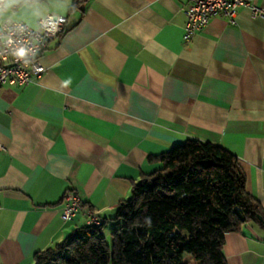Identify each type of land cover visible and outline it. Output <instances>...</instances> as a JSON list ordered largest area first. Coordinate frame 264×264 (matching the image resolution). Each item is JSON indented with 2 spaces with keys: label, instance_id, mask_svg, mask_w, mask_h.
Instances as JSON below:
<instances>
[{
  "label": "crops",
  "instance_id": "0c3cea01",
  "mask_svg": "<svg viewBox=\"0 0 264 264\" xmlns=\"http://www.w3.org/2000/svg\"><path fill=\"white\" fill-rule=\"evenodd\" d=\"M55 3L48 13L67 21L40 54L45 71L0 88V264H33L87 224L84 210L61 220L70 190L108 234L156 156L189 138L234 154L264 210V18L216 15L185 42L188 0ZM222 251L227 264H264V228L243 223Z\"/></svg>",
  "mask_w": 264,
  "mask_h": 264
},
{
  "label": "trees",
  "instance_id": "16d2710c",
  "mask_svg": "<svg viewBox=\"0 0 264 264\" xmlns=\"http://www.w3.org/2000/svg\"><path fill=\"white\" fill-rule=\"evenodd\" d=\"M156 159L160 166L117 203L108 234L106 219L87 223L35 252L33 264H227V232L248 221L264 228V210L224 147L189 138Z\"/></svg>",
  "mask_w": 264,
  "mask_h": 264
},
{
  "label": "built area",
  "instance_id": "2783aa9c",
  "mask_svg": "<svg viewBox=\"0 0 264 264\" xmlns=\"http://www.w3.org/2000/svg\"><path fill=\"white\" fill-rule=\"evenodd\" d=\"M241 8L250 10L251 15L255 18H264V6L253 0H188V6L184 10L186 21L182 32L183 40L185 42L190 41L213 16L221 14L227 17L229 22H234V18ZM53 14L48 13L49 18L44 25L46 31L34 34L35 38L42 42L39 44V51L35 60L30 65L25 66L23 62H16L10 55L0 56V88L4 85H28L43 74L45 66L40 61V54L48 46L49 40L64 30L67 21L66 16L56 15L57 30V26L52 25ZM17 35L22 37L20 43L27 39L19 31ZM62 201L60 218L63 222L71 220L78 212L84 210L88 224L102 223V218L90 208L85 207L81 197L76 192L67 191L63 195Z\"/></svg>",
  "mask_w": 264,
  "mask_h": 264
},
{
  "label": "clouds",
  "instance_id": "9594fccd",
  "mask_svg": "<svg viewBox=\"0 0 264 264\" xmlns=\"http://www.w3.org/2000/svg\"><path fill=\"white\" fill-rule=\"evenodd\" d=\"M50 0H0V56L10 55L16 62H23L25 66L30 65L39 51V41L35 33L46 31L44 25L48 20V3ZM62 11L67 12L71 7V0H60ZM57 6V0L55 8ZM53 14L52 25L58 24ZM62 22V20H61ZM27 29V30H26ZM23 33L27 39L23 43L19 41ZM69 81L64 82V86Z\"/></svg>",
  "mask_w": 264,
  "mask_h": 264
},
{
  "label": "bare ground",
  "instance_id": "6f19581e",
  "mask_svg": "<svg viewBox=\"0 0 264 264\" xmlns=\"http://www.w3.org/2000/svg\"><path fill=\"white\" fill-rule=\"evenodd\" d=\"M91 224H94V225H99L100 223H91Z\"/></svg>",
  "mask_w": 264,
  "mask_h": 264
}]
</instances>
